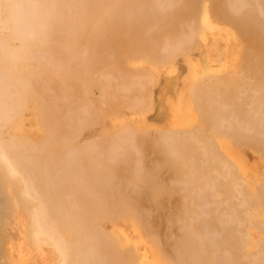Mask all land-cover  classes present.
Wrapping results in <instances>:
<instances>
[{
  "label": "bare ground",
  "instance_id": "6f19581e",
  "mask_svg": "<svg viewBox=\"0 0 264 264\" xmlns=\"http://www.w3.org/2000/svg\"><path fill=\"white\" fill-rule=\"evenodd\" d=\"M22 1L26 5H23ZM22 1L0 0V251L4 248L3 240L9 241L12 247L10 251L8 249L7 254L2 255L1 260L4 259L2 264H24L25 262V264L28 262V264H47L48 254H53L51 258L53 257L54 264H247V261H251L249 264H252L253 261L246 257L250 256V259H253L261 248L256 249L253 255V251H255L253 247L258 242L257 237L260 238L259 243L261 239L262 242L264 240V177L262 176L263 178L260 180L258 178V183L253 184L254 181L251 182L248 176V167H246L250 156L255 154L262 159L264 164V37L260 35L263 34L261 30H264V23H261L262 20L257 18L259 15L256 16L254 11L255 5L264 9L261 7L263 4H260L261 6L259 3L258 5L253 4L252 7V4L250 5L252 0L248 2L244 0L247 4L250 3L246 4L247 6L243 3L242 8L239 6L240 0H238L239 2L235 0L238 2L237 10L235 9L237 7H233V4H237V2L233 3V0H230L232 2L215 0L214 3L209 1V4H207L208 0L204 2L202 0H175V8L169 9L168 6H171L173 0L170 3L165 2L169 11H164L167 8L163 7L164 4L160 3L161 0H157V3L161 5H157V3L155 5L159 8L162 6L163 10L158 9L159 12H153V0ZM256 1L254 2L256 3ZM225 2L232 5L229 8L230 11L226 7L229 5H226ZM27 4L28 7L25 8L29 9L30 13L29 10L28 13L25 12L24 6ZM199 4L202 5L197 6ZM33 8L34 11H32ZM16 9L21 10L18 13L19 16ZM198 9H200L198 11L200 14L195 15V11L197 12ZM36 11L37 13L34 14ZM92 13H99L103 16L92 21L90 19ZM126 14L131 17V20L136 19L137 15L143 17L142 20L147 19L151 14L153 16L167 14L171 18L172 16L186 15L188 18L186 24L191 32L189 35L185 34L187 37L182 38L181 41L189 43L191 38L189 36L196 35L197 37L194 36L193 39H199V44L196 43L200 53L199 57L206 63L210 57L209 53L214 52L216 57H220L225 48L236 49L234 51L237 52L234 57L235 63L233 62L234 65H231L233 69L227 74L223 72L224 75L223 73L217 74V77H212L211 74L209 77L208 74L206 80L199 78L205 82L202 83L198 79L199 84L196 83L198 80H195L194 85L192 83L193 87L190 86V94L194 100L191 101V105L193 104V108L196 106L194 110H197L198 113L196 118L200 121L199 127H192L193 129L190 128L186 131L185 129L182 131H178L179 129H176L177 131L172 129H167L166 132L159 131L162 133L157 132L159 133L157 142L156 138L155 140L147 139L139 135L140 132L136 127L139 134L135 128L128 127L127 123H124L118 132L114 130L117 132L116 134L115 132L112 134V131L110 135L108 131H105L108 136L103 133V136L107 137H102L101 141L89 140V137L85 141L77 143L85 130L93 125L92 122L97 119L102 121L105 114L104 111L98 112L97 110L100 109H97L87 96V92L92 90L91 87L95 86L98 81V79L95 80L96 77H90V74L99 66V61L95 56V52L100 47L98 43L107 33L112 35L115 32V26L113 27L105 16H111L115 23H120L119 18H123ZM20 16L25 22H31L29 23V25H33L30 26L31 30L39 23L38 26L36 25L38 28L31 32V36H27L30 33L28 23L24 24L25 22L20 19ZM167 17L165 18L168 19ZM165 18L163 20H166ZM32 19L34 21H31ZM17 20H20L19 23ZM38 20L39 22H37ZM159 23L161 22L158 21L157 24ZM26 25H28L26 30H23ZM14 26L16 27L14 28ZM259 27L261 28L259 29ZM13 28H17L19 31L15 30L14 33ZM166 28H170V31L172 26L169 25ZM126 29L135 30L133 35L142 30L136 21L127 24ZM86 31H89L90 36L82 35ZM26 32L28 33L25 34ZM16 33L19 36L20 34L22 36L23 33V36L19 37ZM180 39L179 43L178 41L175 43L176 46L170 45L171 50L165 52H172L175 48L173 55L178 51L179 53L183 51L185 56L187 49L194 46V41L191 39L193 44L187 46L188 43L182 44ZM86 40H90L92 44L89 43L87 47H81L82 41ZM121 40L128 39L124 38L118 41L116 38L112 40L111 48H113L115 60L118 58L128 59L119 55L121 50H118L123 46ZM179 44L182 47L178 46ZM237 47H241V51H238ZM137 53L138 59L140 57L142 59L139 61H142L144 65L149 60L151 65L159 64L160 68V65L163 67L166 63H173V59L172 61L166 60V56L169 54L166 56L156 54L154 58H152L154 55L150 57L144 44ZM186 54L192 64L194 58L191 59L189 53ZM126 55L130 56V54ZM227 55L230 54L227 52ZM131 65L134 69H146L143 64ZM145 73L133 75L129 70L121 69V66L106 68L98 76L101 82L100 90L104 92L102 88L109 86L107 83L114 79L121 82L122 87L126 86V83V87H129V84L131 87L132 84H135L139 87L140 99L131 100L142 101L144 104L151 96L146 100L142 98L143 95L140 97L141 91L146 85H144L145 80L148 78L146 75L144 80ZM71 79H75V82L72 83ZM149 81H147L148 85ZM242 87L246 92L243 94L248 95L247 98L245 97L246 99L244 95L236 93L241 92ZM124 90L126 89L124 88ZM91 92H89L90 95H92ZM181 92L183 101L180 106L185 115L189 104H185V91ZM257 92L261 94L259 95ZM104 94L102 93V95ZM240 95L242 97H239ZM213 99L215 101L221 99L222 102H218L219 106L217 102L214 105ZM122 102L129 106L126 101L122 100ZM146 102L145 105H147ZM142 103L138 104L137 110L146 108L141 106ZM118 104L121 109L120 102H115L113 108H118L116 106ZM138 105H135L134 102L130 106ZM235 105L236 107L233 108ZM216 107H219V110ZM220 107L231 109L226 112L223 108V112ZM114 111L118 112L116 109ZM140 112L137 111V113ZM120 113L114 114H124ZM233 114L238 116V120ZM216 115L221 117L217 118ZM187 116L190 115L186 114L188 119ZM32 120H34L35 131L31 132L30 126L27 127L26 122L30 123ZM225 120H228L229 126L225 125L226 122H223ZM230 120H234L237 124ZM231 124L236 125L237 131L231 130ZM223 125L227 126L226 129ZM236 127L233 126L234 129ZM227 128H230L231 131H227ZM232 131L233 133H230ZM34 132L37 133L35 138L32 137ZM99 139L101 138L99 137ZM160 139L162 141L166 139L168 147L162 149V145L167 144L164 141L162 142L164 144L161 145ZM95 140L97 139L95 138ZM127 141L130 142V145L127 144ZM125 142L128 147H132L131 144H134L132 148L137 149L135 151L139 155L132 150L129 151ZM168 148L169 151H167ZM244 148H249V150ZM131 151L132 154L136 153L135 155L139 156L140 158H138L142 161L143 157L141 156L145 151L153 152L157 156L156 164L153 165L154 167L152 166L154 169L149 170L148 168L147 171L141 173L139 170H144L142 167L144 163L139 161L142 168L133 167L140 173H135L134 168L132 170L134 174L129 173L131 170L128 172V166H131L130 162L133 158ZM111 154H114L115 157ZM195 160L197 161L195 162ZM164 167L171 172L176 181L178 179V182L180 181L184 185L185 182L188 184V191L185 197L184 190L182 202H175L178 199L173 196L177 193L175 191H178L176 186V188L168 189L164 183L159 184L157 169H165ZM153 170H155L154 173ZM170 183L175 184L172 181ZM209 183H212L214 188V192H210L214 206L223 210L222 213H227L228 210V212L233 210L235 213L238 212L237 217L232 212L235 217L233 215L231 221L233 222L237 218L238 223L237 221L236 223L242 225V227L239 225L236 228L234 223L235 227L228 223L231 212L225 215L221 212L219 214L218 210L216 214H219V218L215 214L216 218L214 219L213 215L217 209L214 208V212L211 210L215 226L217 225L216 221L222 220L220 216L223 215L229 219L223 218V222H219L223 224L222 227H226L224 225L226 222L229 227L232 226L229 229L220 230L221 233L218 232V228L217 230L212 228L218 232L217 237L223 236L220 240L214 238L213 235V237H209L211 234L210 232L208 234L205 228L204 231L206 230L208 236L203 230L200 229L202 233L199 231L201 218L207 214V211L204 216H199L196 209L198 210L200 202L198 205L194 197L199 196L201 191L203 193L208 191L207 187V190L204 187ZM240 183H243L245 192L240 190V185L242 186ZM202 187L204 190L198 189ZM236 187L243 192H239ZM195 190L198 191V194ZM194 192H196L195 196ZM234 192L239 195H234ZM231 195L236 196V199L239 196V199L236 200ZM231 198L236 202L231 201L233 200ZM170 199L174 200H171V203H175L174 210L167 214L165 223L163 219L157 218L155 215L157 216L156 213L161 211ZM241 200L245 203L248 202L246 211H244V207L243 210L240 208L244 205ZM240 201L241 205H238ZM223 203L228 205L224 206ZM234 204L239 206L240 211L237 209L238 206L234 207ZM202 206L204 207V205ZM220 206L224 209H220ZM210 207L213 208L212 205ZM225 208L229 209L225 211ZM204 218L202 221L206 222L208 218ZM211 220L208 222L212 223ZM176 224L180 227H178L180 233L170 243L168 249L170 255L165 256V253H162L164 251L163 239L167 236L165 228L166 226L171 228ZM185 226L186 228L190 227L191 231L195 233L192 234L194 239L185 234ZM217 226L221 228V226ZM223 231L224 233H222ZM195 235H197V239L199 236L205 237L204 242L207 240L206 236L209 237L207 241L212 239L211 243L216 246L213 244L214 248H209L207 247L208 242L204 243L206 246L200 245L201 240L197 242ZM25 241L30 243V247L24 245ZM262 242L261 244L257 243V246L258 244L263 246ZM252 248L253 251H251ZM261 249L259 251L264 254V248ZM221 250L228 252L227 260L221 258ZM248 253L252 254L248 255ZM261 254L260 258H263L261 261L264 262V255ZM25 255L29 257L30 261L26 260ZM256 256L260 260L258 254ZM23 259L26 260L24 263ZM254 262L256 263L255 260ZM259 262L257 264H260Z\"/></svg>",
  "mask_w": 264,
  "mask_h": 264
},
{
  "label": "rangeland",
  "instance_id": "374dc122",
  "mask_svg": "<svg viewBox=\"0 0 264 264\" xmlns=\"http://www.w3.org/2000/svg\"><path fill=\"white\" fill-rule=\"evenodd\" d=\"M22 1V0H21ZM158 1H160V0H158ZM157 0H153V5H152V7L154 8V10H153V12H159V10H163V8H162V6L159 8V7H157V5L159 4V6L161 5L160 3L162 2L164 5H163V7H166L167 9H165L164 11H169L168 10V7H169V9L171 8H175V0L173 1V0H161L160 1V3H157L158 2ZM164 1V2H163ZM171 1H173L172 2V4H171V6L169 5H167L166 6V4L167 3H165V2H168V3H170ZM201 1V0H200ZM203 2L205 1V0H202ZM213 2V1H215V0H208V3L207 2H205V3H207V4H209L210 2ZM225 1H230V0H225ZM238 1V0H237ZM237 1H235V0H233V3H236ZM248 1H251V0H247L246 2H248ZM255 0H252L251 2L252 3H250V5L253 7L254 5L253 4H257L258 5V3H259V5L261 4H263L264 5V0H262V1H260V0H257L256 1V3L254 2ZM259 1V2H258ZM33 2V1H32ZM31 2V3H32ZM230 2H232V1H230ZM239 2V1H238ZM238 2H237V4H233V7H237V8H235V9H237L238 10ZM242 2V3H241ZM246 2H244V0H240V4H239V6L241 7L242 6V8H243V6H244V4L243 3H245V6H247L248 4L246 3ZM254 2V3H253ZM22 3H24L23 1H22ZM21 3V4H22ZM28 3V2H27ZM34 3V2H33ZM157 3V5H155ZM214 3V2H213ZM226 3V5H229L227 2H225ZM173 4H174V7H173ZM231 4V3H230ZM247 4V5H246ZM23 5H26V3H24ZM23 5H22V7H23ZM33 5V4H32ZM202 4H199V5H197V6H201ZM260 5V6H261ZM261 6L262 8H264V6ZM17 6H19V5H17ZM36 6V5H35ZM232 6V5H231ZM231 6L229 5V6H226V7H228V9L229 8H231ZM259 6V7H260ZM25 7H28V4H27V6H24V8ZM30 7H31V5H30ZM34 7V6H33ZM232 7V8H233ZM257 7V8H256ZM17 8H19V7H17ZM177 8V7H176ZM22 9V8H21ZM26 9V11L25 12H27L28 10H27V8H25ZM159 9V10H158ZM200 9H201V7H200ZM200 9H198L197 10V12L195 11V15H199L200 13L198 12ZM257 9V10H256ZM221 11L223 10V9H220ZM231 9H229V11H230ZM234 10V9H233ZM15 11H17V14L19 13V11H21V10H15ZM32 11H34V8L32 9ZM254 11H255V13H256V16L257 15H259V17H257V18H259L260 20H262V22L261 23H264V9H261V8H258V6H256L255 5V8H254ZM23 12V11H22ZM29 13H30V10L28 11ZM27 12V13H28ZM21 13V12H20ZM31 13H33V12H31ZM35 13H37V11L36 12H34V14ZM16 14V15H17ZM20 14H18V16H19ZM25 16H26V14H24ZM23 15V16H24ZM31 15V14H30ZM168 16L167 18L168 19H166L165 17L166 16ZM91 16V20L92 21H96V20H98L101 16H103V15H101V14H99V13H92V15H90ZM150 17H148L147 19H144V20H142V18L143 17H140L139 15H137L135 18L136 19H134V20H131V17L130 16H128L127 14L126 15H124L123 16V18L121 17V18H119L120 19V23H115L114 22V20H113V18L111 17V16H105V18L109 21V23H111V25L115 28V32L111 35L110 33H107L104 37H103V39L101 40V41H99V48H98V50L95 52V56H96V60L97 61H99L98 63H99V66L95 69V71L94 72H92L91 74H90V77L92 78V77H96L95 78V80L96 79H98V81L95 83L96 85L95 86H93V87H91L92 88V90L90 89L89 90V92H91L92 93V95H90V93L89 92H87V96H88V99L93 103V105L97 108V109H100V110H97L98 112L100 111H104V113L106 114V116H105V114H104V118H102V121L101 120H99V119H97V120H95V121H93V122H95V123H93L92 122V126L91 127H89L88 129H86L85 130V133L80 137V139L77 141V143L78 142H83V141H85L86 140V138L88 139L89 137V140H93V141H101L102 140V137H107L108 136V133H110V132H112V134H114V132H115V134L118 132V129L120 130V128H121V126H123L124 125V123H127V125H128V127H133V128H137L138 130H139V132H140V134H139V132H138V130L135 128V130H137L136 132H138V134L139 135H142V136H144V137H146L147 139H149L150 138V140L151 139H154L155 140V138H156V140H157V142H158V139H157V137L159 136L158 134L159 133H162V132H159V131H162V130H167V129H172L173 131H175L176 129H179L178 131H182V130H184L185 129V131L186 130H190V128L191 129H193V128H195V127H199V120H198V118H196V115L198 114L197 113V110L195 111L194 109L196 108V106L193 108L192 106H193V104L191 105V101H194L193 99H192V96H191V94H190V90H189V88H190V86L192 85V83L193 82H196L195 80H198L199 78H202V80L203 79H205L206 80V78L208 79V74H209V77H210V74L211 75H213L212 77H214V76H216L217 77V74L218 75H221V73H223V72H225V74H227V73H229V72H231L232 71V67L233 66H231L232 64H233V62H234V57L236 56V53L237 52H234L236 49H233V50H228V49H224L223 50V52H222V54L220 55V57H216L215 56V54H214V52H212V53H209V59H208V61H207V63L204 61V59H201L199 56H200V53H199V49H197V45H196V43H198L199 44V39H196V35H194L193 34V36H189V38H187V40L189 39L190 40V42L188 43L187 41H185L184 43L186 44V43H188V44H186L187 46L189 45V44H193L192 43V40L191 39H193L194 38V36H196L195 37V39L196 40H194L193 39V41H194V46L192 47H190L189 49H187V52H185V56H184V54H183V51H181L182 53H179V51H178V53H176L175 55H173L174 53H173V51L175 50V48H173L172 46V48H173V50H172V52L170 51V52H168V53H166L167 51H169V49H170V45H175L176 46V42L180 39V37L181 36H183V35H189V33L191 32H189V29H188V25L186 24V22L188 21V18H187V16L186 15H179V16H172V18L169 16V15H167V14H161V16H153L152 14L151 15H149ZM27 17H29L28 15H27ZM32 17V16H31ZM261 17V18H260ZM21 18H23L22 16H20V19ZM130 18V19H129ZM160 18H162V19H160ZM166 19V20H163V19ZM18 19V18H17ZM28 19V18H27ZM31 19V18H30ZM171 19V20H170ZM21 20H23V22H25V20L24 19H21ZM29 20V19H28ZM170 20V21H169ZM259 20V21H260ZM14 21H15V19H14ZM19 21L20 20H17V22L19 23ZM27 21V20H26ZM31 21H34L33 19L31 20ZM131 21H136V22H138L139 23V25L141 26V28H142V30H141V32H139V33H136L135 35H133L136 31L135 30H131V29H126V26H127V24H130V22ZM158 21H160L161 23H159V24H157V22ZM37 22H39V20L37 21ZM142 22V23H141ZM156 22V26L154 25V23ZM17 23V24H18ZM28 22H25L24 24H27ZM29 23H31V22H29ZM29 23H28V25H29ZM22 25H24L23 23H21ZM34 24V23H33ZM38 24L39 23H37L36 25L38 26ZM165 24V26H163V25ZM171 25L172 26V28H171V30L169 31V29L170 28H166V27H168L169 25ZM28 25H26V26H24V28L25 29H23V27H21L23 30H26V27L28 26ZM35 25V24H34ZM36 25L34 26V29L33 30H31V27L33 26H31V24L29 25V27H30V29H29V27H28V29L30 30V33L32 32V31H34V30H36L35 28H38V27H36ZM160 25V26H159ZM168 25V26H167ZM259 25H261V24H259ZM19 26V25H18ZM162 26V27H161ZM16 26H14V28H15ZM155 27V28H154ZM158 27V28H157ZM263 27H264V25H263ZM13 28V31H14V33H15V30L17 31H19V29H14ZM160 28V29H159ZM261 27H259V29H260ZM21 30V29H20ZM191 30V29H190ZM263 30V29H262ZM261 30V32L263 33V34H260V35H262V37H264L263 35H264V30L262 31ZM12 31V32H13ZM28 31V30H27ZM24 32V31H23ZM222 32H224L223 30H222ZM260 32V33H261ZM13 33V34H14ZM18 33V32H17ZM16 33V35H18L19 36V34H17ZM28 32H26L25 34H27ZM30 33H28V35L27 36H31L32 35V33L30 34ZM148 33V34H147ZM188 33V34H187ZM83 36H90V33H89V31H86L85 33H83L82 34ZM132 35H133V37H132ZM184 36V37H181V39H180V41L181 40H183L184 38H186L187 36ZM191 35V34H190ZM14 36H15V34H14ZM20 36H21V34H20ZM19 36V37H20ZM22 36H23V33H22ZM21 36V37H22ZM26 36V37H27ZM17 37V36H16ZM261 37V36H260ZM27 38H30V37H27ZM116 38H118V41H119V39H128V40H121L122 42H123V46L118 50V51H120L119 52V55H122V57H124V58H128V59H122V58H118V60H115V55L113 56V48H111V44H112V40H115ZM143 38V39H142ZM183 38V39H182ZM83 40V39H82ZM143 40V41H142ZM186 40V39H185ZM188 40V41H189ZM167 41V42H166ZM195 41H197V42H195ZM182 42V41H181ZM89 43L90 44H92V42H90V40H86V41H82V45H81V47H87L88 45H89ZM178 43H179V41H178ZM183 42H182V44H184ZM145 45V48H146V51L147 52H149V55H150V57L152 56V55H154L152 58H154L155 57V55L157 54V55H164V56H166V55H168V56H166L167 58H166V60H171L172 61V59H173V63H171V64H169V63H166V64H164L163 65V67H162V65H160L161 66V68L159 67V64L157 65V66H153V65H151V62H150V60L148 61V62H146L145 63V65H144V63L141 61H139V60H142L141 59V57L138 59V56H137V52H138V50H139V48L142 46V45ZM168 44V45H167ZM181 44V43H180ZM180 44L178 45V46H180ZM167 45V46H166ZM127 46V47H126ZM130 46V47H129ZM165 46V47H164ZM178 46H177V48H178ZM180 47H182V46H180ZM179 47V48H180ZM196 49H195V48ZM163 49V52H162V49ZM148 49V50H147ZM241 49V47H237V50L238 51H241L240 50ZM171 50V49H170ZM185 50H186V46H185ZM228 50V51H227ZM133 51V52H132ZM136 51V52H135ZM166 51V52H165ZM231 51V52H230ZM227 52H228V54H230V55H227ZM234 52V53H233ZM122 53V54H121ZM170 53H172V54H170ZM186 53H189V57L192 59V57L194 58V62L191 64L190 63V60H189V58L188 57H186ZM198 53V54H197ZM126 54H130V56H127ZM180 54V55H179ZM232 55V56H231ZM133 56V57H132ZM173 58H172V57ZM231 56V57H230ZM185 57V58H184ZM134 58V59H133ZM136 58H137V60H136ZM231 58V59H230ZM233 58V59H232ZM196 60H197V62H196ZM231 60V61H230ZM129 62V63H127V62ZM139 61V62H138ZM121 62V63H120ZM123 62V63H122ZM126 62V63H125ZM196 63V64H195ZM235 63V62H234ZM131 64H137V65H139V64H143L144 65V68H146V69H143V70H141V68H140V70L139 69H134L133 68V66L131 65ZM148 65V66H147ZM234 65V64H233ZM113 66H121V69L122 68H124V69H127V70H129L133 75H135V74H137V75H140L141 73H145V72H147V73H145L143 76L145 77L146 75H148L147 77V79L148 80H150L149 81V85L147 84L148 82V80L146 79V77L144 78V80H145V83H144V80H143V82H142V84L144 83V85H145V87H143L144 89H142L143 91H141L142 93H141V96L140 97H142V95L144 96V97H142L144 100H146L147 98H149V96H150V99L148 100H146V101H148V102H146L147 103V105H145V102H144V104L142 103V101H139V102H136V101H132L134 98H135V100H137L138 98H139V93H140V91H139V87L137 86V85H133L132 83V87H131V85L129 84V87H126L127 86V83H126V86H123L122 87V83L121 82H118L117 80H112V81H110V82H108L107 84H109V86H107L106 88H102V90H104V92H102L100 89H101V85H99L101 82H100V79L98 78V76H100V72L102 71V70H105L106 68H113ZM166 66V67H165ZM228 67V68H227ZM132 68V69H131ZM159 68V69H158ZM165 68V69H164ZM198 69V70H197ZM226 69V70H225ZM148 70V71H147ZM153 71V72H152ZM150 74H149V73ZM160 72V73H159ZM165 74V75H163V74ZM160 74V75H159ZM151 75V78H149V76ZM176 75V77H174ZM223 75H224V73H223ZM143 76H142V78H143ZM163 76V77H162ZM166 76V77H165ZM207 76V77H206ZM161 77V78H160ZM168 78H169V80H168ZM161 79V80H160ZM171 79H172V81H171ZM72 81V83H74L75 82V79H71ZM199 80H201V79H199ZM197 81L196 83H200V81ZM202 80H201V82H202ZM174 81V82H173ZM203 82H205V81H203ZM202 82V83H203ZM198 83V84H199ZM201 83V84H202ZM152 84V85H151ZM163 84V85H162ZM167 84V85H166ZM170 84V85H169ZM172 84V85H171ZM111 85V86H110ZM144 85H141V86H144ZM151 85V86H150ZM160 85V86H159ZM193 85H194V83H193ZM193 85H192V87H193ZM223 85V84H222ZM221 85V86H222ZM150 88H149V87ZM170 88H169V87ZM220 86V87H221ZM122 87V88H121ZM162 87V88H161ZM172 87V88H171ZM223 87V86H222ZM124 88L126 89V90H124ZM163 88H164V90H163ZM244 87H242L241 89L242 90H240L241 92H236L238 95L239 94H241V95H244L243 93H246L245 91H243L244 89H243ZM150 90V92H149V90ZM162 89V90H161ZM166 89V90H165ZM170 89V90H169ZM126 91H128V92H126ZM159 91V92H158ZM181 91H185V104H189V107H187L188 108V110H185V115H184V110H183V108H181V106H180V103L183 101L182 100V97H183V93L181 92ZM102 93H105L104 95H102ZM160 93V94H159ZM162 94H163V96H162ZM166 94H168V95H166ZM236 94V95H237ZM254 94V93H253ZM257 94H259L258 92H257ZM261 94V93H260ZM259 94V95H260ZM160 95V96H159ZM170 95V96H169ZM237 95V96H238ZM239 96V97H242V96ZM255 95H256V93H255ZM101 96V97H100ZM103 96H104V99H103ZM147 96V97H146ZM166 96V97H165ZM247 96L248 95H244V98L246 97L247 98ZM100 97V98H99ZM238 97V98H239ZM137 98V99H136ZM141 98V99H142ZM160 100H159V99ZM237 98V99H238ZM245 98V99H246ZM105 99H107V100H105ZM132 99V100H131ZM140 99V98H139ZM142 99V100H143ZM103 100V101H102ZM122 100H124V101H126V103L129 105V106H126V104H124L123 102H122ZM143 100V101H144ZM214 100V99H213ZM241 100V99H240ZM161 101V102H160ZM210 101H212V100H210ZM221 101V99H219V101H213L212 103H215V102H220ZM251 101V100H250ZM249 101V102H250ZM115 102L116 103H119L120 102V105H121V109H120V107H119V104L118 105H116L118 108H116L115 106V109H116V111H118V112H115L114 110V108H113V105L115 104ZM135 102V105H138L139 103L141 104H143V105H141V106H144V107H146L145 109H142L143 107H140L142 110H137V107H139V105L138 106H134L135 107V109H134V107H131L130 105L131 104H133ZM159 102V103H158ZM222 102V101H221ZM123 103V104H122ZM137 103V104H136ZM217 103H215L214 105H216ZM149 104V105H148ZM166 105V106H165ZM220 104L218 103V106H219ZM222 105V104H221ZM233 105V104H232ZM231 105V106H232ZM148 106V107H147ZM157 106V107H156ZM229 106V105H228ZM230 106V107H231ZM125 107V108H124ZM128 107H130V108H128ZM172 107V108H171ZM227 107V106H226ZM226 107H223V108H225V110H226V112H228L231 108L230 107H228V108H230L229 110H227L226 109ZM234 107H236V105L235 106H233V108ZM105 108V109H104ZM139 108V109H140ZM160 108V109H159ZM164 108V109H163ZM169 108V110H167ZM218 110H219V107H216ZM222 107H220V109H221ZM223 108L221 109L223 112H224V110H223ZM237 109V108H236ZM163 110H164V112H163ZM106 111H108V112H106ZM113 111V112H112ZM137 111H141L140 113H137ZM161 111V112H160ZM171 111V112H170ZM221 111V112H222ZM110 112V113H109ZM120 112H122V113H124V114H122V115H119V114H121ZM127 114H126V113ZM134 112H135V114H134ZM154 112V113H153ZM158 112H160V113H158ZM169 112V113H168ZM219 112V114H221L220 113V111H218ZM114 113H119V114H114ZM114 114V115H113ZM126 114V115H125ZM131 114V115H130ZM139 114V116H137V115ZM161 114V115H160ZM186 114L187 115H190V116H187L188 117V119L186 118ZM110 115V116H109ZM133 115V116H132ZM158 115H160V116H158ZM168 115H169V117H168ZM234 115V114H233ZM233 115H232V118H233ZM112 116V117H111ZM119 117V119H118V117ZM161 116H162V118H161ZM123 119H121V118ZM129 117H131V118H129ZM140 118V119H138V118ZM165 117V118H164ZM197 117H198V115H197ZM216 117L217 118H219V117H221L220 115L219 116H217L216 115ZM234 117L236 118L237 117V120H238V116L236 115H234ZM109 118V119H108ZM128 118V119H127ZM152 118V119H151ZM160 118V119H159ZM185 118V119H184ZM127 119V120H126ZM131 119H133V120H131ZM154 120V121H153ZM166 120H169V121H166ZM195 120H197V121H195ZM236 120V119H235ZM236 120V121H237ZM29 121V120H28ZM26 122V125H27V127H29L30 128V130H31V132L32 131H35V127H34V120H32L30 123L29 122ZM100 121V122H99ZM108 121V122H107ZM124 121V122H123ZM131 121V122H130ZM141 121V122H140ZM157 121V122H156ZM220 121H221V119H220ZM228 121V120H227ZM227 121L225 120V121H223V122H226L225 123V125L227 124ZM197 122V123H196ZM230 122H232V123H234L235 121L233 120V121H231L230 120ZM105 123V124H104ZM170 123V125H168ZM112 124V125H111ZM195 124H197V125H195ZM235 124H237L236 122H235ZM102 125V126H101ZM195 125V126H194ZM228 125V124H227ZM232 125V124H231ZM98 126V127H97ZM229 126V125H228ZM233 126H235L236 127V125H232V127H231V130L233 129V131L235 130V131H237L236 129H237V127L234 129L233 128ZM34 127V128H33ZM179 127V128H178ZM193 127V128H192ZM223 127H225L224 125H223ZM227 127V126H226ZM226 127L224 128V129H226ZM228 130L227 131H229L230 130V128H227ZM114 130H116V131H114ZM134 130V129H133ZM134 130V131H135ZM141 130V131H140ZM230 130V131H231ZM105 131H108V133H105ZM168 131V130H167ZM177 131V130H176ZM226 131V132H227ZM233 131L232 132H230V133H233ZM157 132H159V133H157ZM166 132V131H165ZM103 133L106 135L107 134V136H103ZM135 133V132H134ZM142 133V134H141ZM146 134V135H144V134ZM164 133V132H163ZM227 133H229V132H227ZM250 133H252V132H250ZM36 132H34V134L32 135V137H34L35 138V136H36ZM137 134V133H136ZM137 134V135H138ZM166 134V133H165ZM255 135H256V133H254ZM253 134V135H254ZM110 135H111V133H110ZM149 137H148V136ZM155 135H157V136H155ZM161 135H164V134H161ZM252 135V134H251ZM187 136H188V134H187ZM92 137V138H91ZM99 137L101 138V139H99ZM95 138L97 139V140H95ZM104 138H103V140H104ZM99 139V140H98ZM82 140V141H81ZM161 140V145L162 144H164V143H162V142H164L166 139H163L164 141H162V139H160ZM131 141V140H130ZM128 143V145H130V142L129 141H127ZM166 142V144H167V141H165ZM132 143V142H131ZM127 144H126V142H125V145L127 146ZM132 145V147H133V145L134 144H131ZM160 145V146H161ZM163 146V147H162ZM161 147H162V149H165V147H168V144L167 145H162ZM128 147V146H127ZM130 147V146H129ZM129 147H128V150L130 151V150H132L133 152H136L137 151V149H133L132 147H130V149H129ZM135 148V147H134ZM167 149V148H166ZM244 149H246V148H244ZM243 149V150H244ZM242 150V149H241ZM246 150H249V148H247ZM132 151H131V154H132ZM166 151V150H165ZM167 151H169V148H168V150ZM201 151V150H200ZM117 154V152H114V154ZM137 153V155H139L138 154V152H136ZM135 153V154H136ZM114 154H111V156H114ZM134 153L131 155L133 158H134V161H133V158H131L132 159V163L130 162V164H131V166L129 165L128 166V172H129V170H131L129 173H131V174H134V171H132L133 170V168L135 169V171H136V168L135 167H139L138 169H141L142 167H143V169L144 170H139L141 173H143V172H145V171H147L146 169H148L149 168V170L150 169H154L153 167V165H155L156 164V161H157V156L153 153V152H144V155L143 156H141V157H143V161L142 160H140L139 158V156H136ZM149 154V155H148ZM196 156H199L198 154H195ZM115 157V156H114ZM139 157V158H138ZM154 157V158H153ZM257 157V158H256ZM136 158H138V159H136ZM112 159V158H111ZM259 159H260V157L258 156V155H251L250 156V158H249V160L247 161V163H246V167H248L247 169H248V176H249V178H250V180H251V182L253 183V181H254V183L253 184H257L258 182H257V179L259 178V180L261 179V178H263L264 177V164H263V162H262V159H260V162H259ZM112 160H114V158L112 159ZM136 161V162H135ZM139 161H141L142 163H146L145 165L143 164H140V162ZM197 160H195V162H196ZM137 162H138V165H136L137 164ZM133 164H135V165H133ZM263 164V165H262ZM140 165H142V167L140 166ZM133 166H135V167H133ZM153 166V167H152ZM262 166V167H261ZM130 167H132V168H130ZM144 167H146V168H144ZM165 168V167H164ZM251 168V169H250ZM255 169H256V171H255ZM138 170L135 172V173H140ZM154 171L155 170H153V173H154ZM157 172H158V174H159V178H158V182H159V184L160 183H164L165 185H167V187H168V189L169 188H172V187H174V188H176V189H178V191H175V192H177V193H175L173 196L174 197H176V198H178L177 199V201H175V202H178V201H181L182 202V200H183V198H184V196H183V192H184V190H185V197H186V192L188 191L187 189H188V184L185 182V185L182 183V182H180V184H179V182H178V179H177V181H176V179L175 178H173V176L171 175V172H169L168 170H166V168L165 169H161V168H158L157 169ZM156 172V173H157ZM257 172V173H256ZM263 173V174H262ZM253 174V175H252ZM257 174V175H256ZM253 176V177H252ZM263 176V177H262ZM162 177V178H161ZM252 177V178H251ZM161 178V179H160ZM169 180V181H168ZM172 182H175V184L174 183H170L171 181ZM168 182V183H167ZM261 182V181H260ZM178 183V184H177ZM240 184H242V186L240 185ZM239 185H240V187L241 188H244V185H243V183H240ZM176 186V187H175ZM190 186H191V184H190ZM262 186H263V184H262ZM206 187H207V189H208V191H205L204 193H203V191H201L200 192V190H199V194L201 195V197H200V195L199 196H197V197H194L195 198V201H196V203L198 204L199 202V208H198V210L196 209V211L198 212V214H199V216L200 217H202V216H204L205 214H206V211H207V214L204 216V217H206V218H204V219H207V223L210 225V224H212V225H214V226H212V225H208L204 220V223H203V221H202V219L203 218H201V221H202V224H201V221H200V228H199V231H200V229L201 230H203V232H205V234L208 236V234H209V232H210V234L211 235H209V237L210 236H214V238H219V237H217L218 236V232H220L221 233V231L222 230H225V229H229L230 227H232L231 225H233L234 227H235V225H236V228L237 227H239V225L241 224H237L238 223V220H237V218L235 219V221H231V219H232V217H233V215H232V212H234L235 213V210H233L232 212H231V214L229 215V217H230V219H229V221H228V223L230 224L231 223V225H230V227L228 226V223L226 222V223H224V225L226 226V227H222V223L220 224L219 222H223V218H226V216H220L221 218H222V220H220L219 222L218 221H216L217 223V225H219V226H221V228H219L217 225L215 226V221H214V219L216 218V217H218L219 216V212H221V211H223V210H219L218 208H216L215 206H214V204L212 203V201H211V198H210V195H211V193H213L214 192V188H213V185H212V183H209V184H207L204 188L206 189ZM190 188V187H189ZM204 188L202 187V188H198V189H203L204 190ZM238 190H239V188L238 187H236ZM240 188V190H243L244 192H245V188L244 189H241ZM206 189V190H207ZM261 189V188H260ZM239 190V192H241ZM196 191V190H195ZM237 191V190H236ZM242 191V192H243ZM197 192V194H198V191H196ZM196 192H194V196H195V194H196ZM209 192V193H208ZM211 192V193H210ZM238 192V191H237ZM238 192V193H239ZM241 192V193H242ZM202 193V194H201ZM206 193V194H205ZM208 193V194H207ZM235 194L234 195H236L237 193L236 192H234ZM241 193H240V195H241ZM233 194V193H232ZM177 195V196H176ZM237 195H239V194H237ZM209 196V197H208ZM244 195H242V197H243ZM199 197H200V199H199ZM231 197H233L232 195H231ZM236 196H234L233 198H235ZM239 197V196H238ZM237 197V199H239ZM175 198V199H176ZM233 198H231V199H233ZM197 199V200H196ZM236 199V198H235ZM236 199V200H237ZM241 199V198H240ZM243 199H245V197H243ZM171 200L172 199H170V201L169 202H167V204L165 205V207L161 210V211H159L158 213H156L157 214V216L155 215V217H157V218H160V219H163V221L166 219V216H167V214L171 211V212H173V210H174V204L175 203H171ZM186 200V199H185ZM209 200V202H207ZM236 200H235V202H236ZM172 201H174V200H172ZM231 201H233L234 202V199L233 200H231ZM242 201V203L244 204V205H246V203L248 204V202L246 201V203L245 202H243V200H241ZM241 201H240V203L238 204V205H241ZM212 204H211V203ZM234 202V203H235ZM171 203V204H170ZM206 205H205V204ZM237 203H238V201H237ZM236 203V204H237ZM208 204V205H207ZM202 205H204V207L202 206ZM213 206V208L212 207H210V206ZM223 205H224V203H223ZM226 205H228V204H225L224 206H226ZM238 205H236L235 206V204H234V207H237ZM244 205H242L240 208H242L241 210H243L244 208H245V210L244 211H246L248 208H246L248 205H246V206H244ZM169 206V207H168ZM202 206V207H201ZM209 206V207H208ZM221 206H222V204H221ZM220 206V209H224L223 207H221ZM219 207V206H218ZM229 207V206H228ZM244 207V208H243ZM211 208V209H210ZM217 209L216 210V212H214V210L213 209ZM230 208V207H229ZM229 208H225V211L226 210H228ZM236 209V208H235ZM238 210H239V206H238V208H237ZM237 209H236V211H237ZM210 210V211H209ZM211 210H212V212H214V215L212 214V212H211ZM219 210V211H218ZM232 210V209H231ZM204 211V212H203ZM217 211H218V213L219 214H216L217 213ZM229 211V210H228ZM227 211V213H230V212H228ZM240 211V210H239ZM242 213H243V211H241ZM208 213H211L210 215H211V218L209 219V217H210V215L208 214ZM222 213V212H221ZM226 212L224 213H222V214H227ZM245 213V212H244ZM203 214V215H202ZM215 214L217 215L216 217H214L215 216ZM237 214H238V212H236L235 213V215H236V217H237ZM212 215H213V217H214V219H212L213 217H212ZM235 215H234V217H235ZM219 218V217H218ZM220 218V219H221ZM212 219V220H211ZM227 219V218H226ZM227 219V220H228ZM208 220H211L212 221V223H210V222H208ZM233 220V219H232ZM236 221H237V223H236ZM165 223H166V221H164ZM225 222V221H224ZM235 225H234V224ZM227 224V225H226ZM174 226V227H173ZM171 228H168V226H166V228H165V231H166V233H167V236L163 239V243H162V245H163V249H164V251L162 252V253H165V256H167V255H170V252H169V247H170V243L173 241V239L175 238V236L176 235H178L179 233H180V227H179V225H173ZM208 226V227H207ZM241 227H242V225H240ZM179 227V228H178ZM204 228L208 231V234H207V232H206V230L204 231ZM216 229L217 230V228H218V232L216 231V230H213V229ZM188 229V230H187ZM211 229V230H210ZM179 230V231H178ZM221 230V231H220ZM187 231H188V233H187ZM217 232V234L215 235V233ZM190 232H192L191 231V229H190V227H187L186 228V226H185V234H187V235H189V236H191V239H194V236H193V238H192V234L194 235L195 233L194 232H192L191 233V235H190ZM197 232V231H196ZM201 233H202V231H200ZM197 233H199V232H197ZM200 233V234H201ZM222 233H224V231L222 232ZM205 234L203 233V236H205ZM197 235H199V234H197ZM197 235H195V239L197 240V242L198 241H200L201 240V242H199L200 243V245L201 244H203V246H206L204 243H206V242H208V246L207 247H212V248H214V245L216 246V244H212L211 243V240H209V241H207L208 240V238L209 237H207L206 236V239L207 240H205L206 242H204V238L202 239L201 238V236H199V238H201V239H197L196 237H197ZM202 235V234H201ZM212 236V237H213ZM219 236H222V235H219ZM223 237V236H222ZM222 237L221 238H219L218 240H220V239H222ZM260 239V238H259ZM258 239V237H257V240H258V242H256V246H257V243H259V240ZM216 241H217V239H215ZM203 241V242H202ZM216 241H215V243H216ZM209 242H210V244H209ZM213 242H214V239H213ZM261 242H262V239H261ZM261 242L259 243V244H261ZM25 244L24 245H26V246H28V247H30V243L28 242V241H25L24 242ZM217 243H218V241H217ZM219 243H220V241H219ZM2 244H3V249H1V251H0V264H2V262H3V260L4 259H2L1 260V257H2V255H5V254H7L8 253V249H9V251L12 249V247L10 246V242L9 241H7V240H3L2 241ZM259 244H258V246H259ZM262 244H264V240H263V242H262ZM209 245H211V246H209ZM219 245V244H218ZM203 246H200V247H203ZM254 246L253 248H255L254 250L255 251H253V248L251 249V251H253V255H254V253L256 252V249L258 250L260 247L262 248H264V245L263 246ZM260 248V249H261ZM262 248V249H263ZM259 249V250H260ZM261 249V250H262ZM258 250V251H259ZM250 251V252H251ZM257 251V252H258ZM161 252V251H160ZM221 252V258L222 259H228V252H226L225 250H221L220 251ZM256 252V254H258V256H259V258H260V254L262 253L261 251H259L258 253ZM169 253V254H168ZM260 253V254H259ZM195 255H197L198 253H194ZM219 254V253H218ZM250 254H252V253H248V255H250ZM256 254H255V256L253 257V259H250V256L249 257H246V258H249L248 260H252L253 262H252V264H257L259 261H261V260H263V258L261 257L260 258V260L259 259H257V256H256ZM50 255V256H49ZM164 255V254H163ZM253 255H251V256H253ZM262 256L264 255L263 253L261 254ZM26 256V255H25ZM51 256H53V254L51 255V254H48L47 255V257H46V259L48 260V263L47 264H54V260L51 258ZM35 257V256H34ZM256 257V259H254ZM264 257V256H263ZM245 258V259H246ZM252 258V257H251ZM26 260L27 261H30V259H29V257H27L26 256ZM25 259H23V263L26 261ZM52 260H53V262H52ZM254 260L256 261V263L254 262ZM257 260H259L258 262H257ZM51 261V262H50ZM26 263V262H25ZM24 263V264H25ZM29 263V262H28ZM27 263V264H28ZM249 263H251V261H247V264H249ZM260 264H262V263H264L263 261H261V262H259Z\"/></svg>",
  "mask_w": 264,
  "mask_h": 264
}]
</instances>
